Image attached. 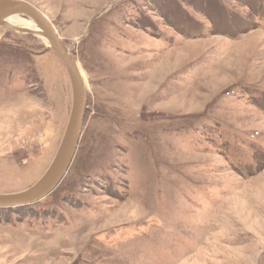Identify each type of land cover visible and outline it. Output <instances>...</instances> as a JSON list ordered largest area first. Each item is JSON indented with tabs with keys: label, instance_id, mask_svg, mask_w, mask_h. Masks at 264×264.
<instances>
[{
	"label": "rangeland",
	"instance_id": "obj_1",
	"mask_svg": "<svg viewBox=\"0 0 264 264\" xmlns=\"http://www.w3.org/2000/svg\"><path fill=\"white\" fill-rule=\"evenodd\" d=\"M24 1L87 100L59 185L0 208V264H264V0ZM70 107L57 55L0 27V193L39 179Z\"/></svg>",
	"mask_w": 264,
	"mask_h": 264
},
{
	"label": "water",
	"instance_id": "obj_2",
	"mask_svg": "<svg viewBox=\"0 0 264 264\" xmlns=\"http://www.w3.org/2000/svg\"><path fill=\"white\" fill-rule=\"evenodd\" d=\"M29 18L39 32L24 28L12 31L39 37L63 64L71 88V107L67 123L58 148L39 179L26 189L11 193H0V208H13L35 203L51 193L61 182L74 157L86 107V84L81 70L65 43L59 38L50 20L36 7L24 0H0V27L6 20L15 17Z\"/></svg>",
	"mask_w": 264,
	"mask_h": 264
},
{
	"label": "bare ground",
	"instance_id": "obj_3",
	"mask_svg": "<svg viewBox=\"0 0 264 264\" xmlns=\"http://www.w3.org/2000/svg\"><path fill=\"white\" fill-rule=\"evenodd\" d=\"M31 23L29 22L27 23L25 20L23 19L21 20V18L15 17V18H10L6 20L2 27L6 31H12L13 28H24L28 30H33L34 32H39V29L37 28V26L34 23L32 24ZM38 36L41 37L40 34H38Z\"/></svg>",
	"mask_w": 264,
	"mask_h": 264
},
{
	"label": "trees",
	"instance_id": "obj_4",
	"mask_svg": "<svg viewBox=\"0 0 264 264\" xmlns=\"http://www.w3.org/2000/svg\"><path fill=\"white\" fill-rule=\"evenodd\" d=\"M31 205V204H30ZM4 209H6V208H4Z\"/></svg>",
	"mask_w": 264,
	"mask_h": 264
}]
</instances>
